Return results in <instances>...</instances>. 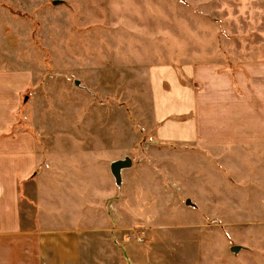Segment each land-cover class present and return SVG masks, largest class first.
<instances>
[{
	"label": "rangeland",
	"instance_id": "rangeland-1",
	"mask_svg": "<svg viewBox=\"0 0 264 264\" xmlns=\"http://www.w3.org/2000/svg\"><path fill=\"white\" fill-rule=\"evenodd\" d=\"M200 7L0 0V94L14 126L54 175L74 165L104 223L82 240L83 264H264L263 167L249 161L254 181L224 182L157 135L154 69L210 43L197 35ZM126 157L116 181L109 166Z\"/></svg>",
	"mask_w": 264,
	"mask_h": 264
},
{
	"label": "crops",
	"instance_id": "crops-1",
	"mask_svg": "<svg viewBox=\"0 0 264 264\" xmlns=\"http://www.w3.org/2000/svg\"><path fill=\"white\" fill-rule=\"evenodd\" d=\"M197 1V35L210 43L155 67L157 135L224 182L254 181L260 165L264 186V0ZM5 102L0 94V264H83L82 240L104 225L83 175L74 165L54 175Z\"/></svg>",
	"mask_w": 264,
	"mask_h": 264
},
{
	"label": "water",
	"instance_id": "water-1",
	"mask_svg": "<svg viewBox=\"0 0 264 264\" xmlns=\"http://www.w3.org/2000/svg\"><path fill=\"white\" fill-rule=\"evenodd\" d=\"M131 159L126 157L124 159H117L111 162L110 164V171L113 175V177H115L116 181H119L120 179V171L122 168L128 167L130 166ZM186 202L189 204L190 201L186 200Z\"/></svg>",
	"mask_w": 264,
	"mask_h": 264
}]
</instances>
